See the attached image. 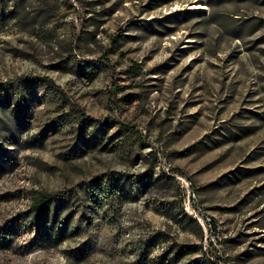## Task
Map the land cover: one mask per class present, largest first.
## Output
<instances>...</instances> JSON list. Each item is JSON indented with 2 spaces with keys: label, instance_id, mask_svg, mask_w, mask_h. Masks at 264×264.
<instances>
[{
  "label": "rangeland",
  "instance_id": "rangeland-1",
  "mask_svg": "<svg viewBox=\"0 0 264 264\" xmlns=\"http://www.w3.org/2000/svg\"><path fill=\"white\" fill-rule=\"evenodd\" d=\"M0 264H264V0H0Z\"/></svg>",
  "mask_w": 264,
  "mask_h": 264
},
{
  "label": "trees",
  "instance_id": "trees-1",
  "mask_svg": "<svg viewBox=\"0 0 264 264\" xmlns=\"http://www.w3.org/2000/svg\"><path fill=\"white\" fill-rule=\"evenodd\" d=\"M122 33H117L116 38L113 42H116L120 38ZM104 65L111 69L107 62ZM53 193H38L31 200V210H32V222L36 227H40L41 224L46 220L49 212V206L53 200Z\"/></svg>",
  "mask_w": 264,
  "mask_h": 264
},
{
  "label": "built area",
  "instance_id": "built-area-1",
  "mask_svg": "<svg viewBox=\"0 0 264 264\" xmlns=\"http://www.w3.org/2000/svg\"><path fill=\"white\" fill-rule=\"evenodd\" d=\"M203 223H206L207 225H210V219L208 217H205L202 219Z\"/></svg>",
  "mask_w": 264,
  "mask_h": 264
}]
</instances>
